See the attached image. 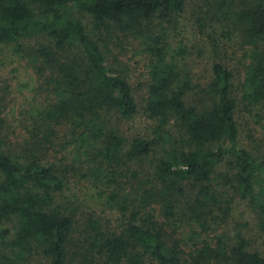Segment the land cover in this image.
I'll list each match as a JSON object with an SVG mask.
<instances>
[{"label":"trees","instance_id":"1","mask_svg":"<svg viewBox=\"0 0 264 264\" xmlns=\"http://www.w3.org/2000/svg\"><path fill=\"white\" fill-rule=\"evenodd\" d=\"M190 1L0 0V47L14 43L49 94L16 143L0 118V264L37 254L45 264H264V249L230 227L237 196L264 236V137L245 147L237 119L244 106L264 120V0L198 6L217 56L204 82L172 56ZM122 35L150 57L138 89L108 62ZM229 46L244 58L240 93L217 53ZM140 111L158 122L155 137L122 133ZM78 173L103 188L116 222L66 203Z\"/></svg>","mask_w":264,"mask_h":264},{"label":"rangeland","instance_id":"2","mask_svg":"<svg viewBox=\"0 0 264 264\" xmlns=\"http://www.w3.org/2000/svg\"><path fill=\"white\" fill-rule=\"evenodd\" d=\"M202 2L203 0H191L184 13L181 14V19L176 28L172 29V56H175L185 69L196 73V81L200 82H204L210 77L212 62L214 57H217L213 55L212 50H209L204 35L195 25L194 15L195 12L200 11L198 6ZM83 20L86 21V19ZM36 40L30 39L26 41V44L31 45ZM236 43H239L238 38ZM110 48L113 49V53L108 57L109 64L126 73L135 89H138L141 83L144 85L151 69V63L150 57L143 50L145 46L141 44L140 38L134 35L133 37L122 35L112 41ZM212 49L214 51L213 47ZM181 50L185 52L183 56H181L183 52ZM179 51H181L180 54H178ZM217 53L224 56L227 65L234 69L236 90L240 93L243 89L241 82L244 80L245 73L242 50L235 52L233 46H229L219 49ZM37 75L25 54L17 52L14 43L0 47V107L2 110L0 118L4 119V126L10 132L11 141L14 143L19 139L28 137L26 126L33 123L30 118H32L34 110L42 108L49 99L45 87L43 90L37 91L39 84ZM142 89L144 90L139 91V93L142 96L146 95V87L143 86ZM237 119L242 130L240 143L252 151H256V143L264 137V120L258 118L256 111L247 112L244 106L237 113ZM157 125L158 122L155 119L140 111L133 120L123 124L122 133L129 136L139 134L155 137L154 130ZM170 132H174L173 134L177 136L178 128L176 125L171 126ZM157 149L155 157L160 155L161 147L158 146ZM70 155L72 159L69 161H73L74 154L71 153ZM149 164L150 159L145 161L146 166ZM102 189L78 173L77 176L72 177L67 187L65 192L66 203L78 210V216L83 212L95 210V213L104 221L110 219L116 222V214L106 205L102 196ZM239 201L238 197L235 196L230 227L233 228L237 224H241L237 227L245 229L253 247L263 250L264 236L257 228L255 213L250 210L245 201ZM6 225L7 223L0 224V229ZM45 263L46 258L39 254L31 256L25 262V264Z\"/></svg>","mask_w":264,"mask_h":264}]
</instances>
